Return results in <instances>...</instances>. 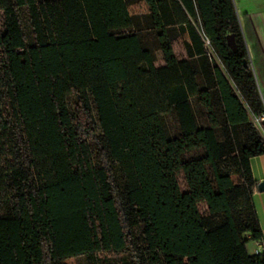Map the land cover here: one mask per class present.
<instances>
[{"label": "trees", "instance_id": "trees-1", "mask_svg": "<svg viewBox=\"0 0 264 264\" xmlns=\"http://www.w3.org/2000/svg\"><path fill=\"white\" fill-rule=\"evenodd\" d=\"M138 3L147 14L129 13ZM0 12V264H264L247 249L263 239L250 160L264 155V86L232 0H0ZM176 27L190 60L174 55Z\"/></svg>", "mask_w": 264, "mask_h": 264}, {"label": "crops", "instance_id": "crops-1", "mask_svg": "<svg viewBox=\"0 0 264 264\" xmlns=\"http://www.w3.org/2000/svg\"><path fill=\"white\" fill-rule=\"evenodd\" d=\"M232 3L250 62H254L256 64L261 85L264 86V0H232ZM147 13L148 10L145 14ZM206 27L209 31H211L210 23H206ZM175 31L178 33V36L172 43V49L175 57L179 61L190 60L191 58L188 56L186 49V44L191 43L189 35L186 32L181 33L178 27H176ZM155 56V66H163L164 62L162 60L161 53L156 51ZM194 58H196L195 53ZM250 166L254 180L257 183L264 181V155L252 158L250 160ZM253 203L264 238V192L260 193L256 189L253 194ZM255 248L256 245L254 243H249L247 245V249L250 253H253Z\"/></svg>", "mask_w": 264, "mask_h": 264}, {"label": "rangeland", "instance_id": "rangeland-1", "mask_svg": "<svg viewBox=\"0 0 264 264\" xmlns=\"http://www.w3.org/2000/svg\"><path fill=\"white\" fill-rule=\"evenodd\" d=\"M147 10H148L147 6L144 5L143 3L137 4V5H132L129 7V12L131 15L140 16V15L145 14L147 12ZM2 23H3V17H2V13L0 12V25H2ZM23 24H24L25 30L28 34L29 28H28V24H27V21L25 18H24ZM141 34L145 39L150 38L149 33H147V32H143ZM75 100H76V98L74 96H70L68 99V105H69L70 111H73V106H74ZM93 114H94V116H96V114L94 112H93ZM168 125H169V129L173 135L175 132V121L173 118L168 119ZM191 156H194V155H191ZM10 167H11V162L6 155L5 150L0 145V173L5 172ZM232 180L234 182H237V178L235 176H232ZM179 184H180L182 191H184L185 186H184V182H183L181 176H179ZM1 207H2V204L0 203V214H2V208ZM199 210L201 213H205V211H206L205 206L200 205ZM110 257L113 259H120L122 256L112 254V255H110ZM64 264H87V258L85 256H80V257H77L75 259L66 260V261H64Z\"/></svg>", "mask_w": 264, "mask_h": 264}, {"label": "built area", "instance_id": "built-area-1", "mask_svg": "<svg viewBox=\"0 0 264 264\" xmlns=\"http://www.w3.org/2000/svg\"><path fill=\"white\" fill-rule=\"evenodd\" d=\"M201 38L204 44V48H205V54L206 56L211 60L216 62L217 64L219 63L212 47H211V43H210V38L205 34V32L201 31ZM256 248L254 250L255 254H258L260 252H264V238L262 239L261 242H259L258 244H255Z\"/></svg>", "mask_w": 264, "mask_h": 264}, {"label": "water", "instance_id": "water-1", "mask_svg": "<svg viewBox=\"0 0 264 264\" xmlns=\"http://www.w3.org/2000/svg\"><path fill=\"white\" fill-rule=\"evenodd\" d=\"M226 43H227V46L229 47V49L233 53H235L237 51V47H236L235 39H234V36L233 35H227L226 36ZM243 63H244V66H246V67H248V66L251 65L249 56H248V59L245 60ZM257 190L260 193L264 192V181L258 183Z\"/></svg>", "mask_w": 264, "mask_h": 264}]
</instances>
